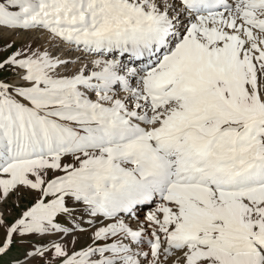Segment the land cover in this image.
I'll return each instance as SVG.
<instances>
[{
    "label": "snow or ice",
    "instance_id": "snow-or-ice-1",
    "mask_svg": "<svg viewBox=\"0 0 264 264\" xmlns=\"http://www.w3.org/2000/svg\"><path fill=\"white\" fill-rule=\"evenodd\" d=\"M0 264H264V0H0Z\"/></svg>",
    "mask_w": 264,
    "mask_h": 264
},
{
    "label": "rangeland",
    "instance_id": "rangeland-1",
    "mask_svg": "<svg viewBox=\"0 0 264 264\" xmlns=\"http://www.w3.org/2000/svg\"><path fill=\"white\" fill-rule=\"evenodd\" d=\"M15 254V250H14V252L13 253H11L10 255H14ZM5 259V261H7V257L6 258H4Z\"/></svg>",
    "mask_w": 264,
    "mask_h": 264
}]
</instances>
